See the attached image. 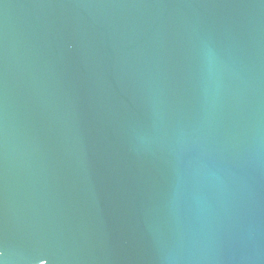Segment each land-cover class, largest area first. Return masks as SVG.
<instances>
[{"label":"water","instance_id":"95a60500","mask_svg":"<svg viewBox=\"0 0 264 264\" xmlns=\"http://www.w3.org/2000/svg\"><path fill=\"white\" fill-rule=\"evenodd\" d=\"M3 264H264V0H0Z\"/></svg>","mask_w":264,"mask_h":264},{"label":"snow or ice","instance_id":"6c2138e0","mask_svg":"<svg viewBox=\"0 0 264 264\" xmlns=\"http://www.w3.org/2000/svg\"><path fill=\"white\" fill-rule=\"evenodd\" d=\"M3 255V252L2 251H0V256H2ZM43 260H41L40 261V264H41V262H42ZM0 264H3V262L2 261H0Z\"/></svg>","mask_w":264,"mask_h":264}]
</instances>
